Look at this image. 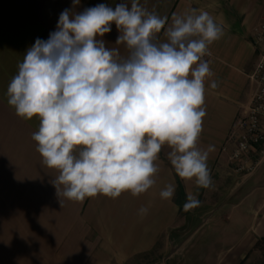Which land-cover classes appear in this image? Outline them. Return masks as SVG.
Masks as SVG:
<instances>
[{
  "label": "crops",
  "instance_id": "0c3cea01",
  "mask_svg": "<svg viewBox=\"0 0 264 264\" xmlns=\"http://www.w3.org/2000/svg\"><path fill=\"white\" fill-rule=\"evenodd\" d=\"M125 2L131 5V0H0V264H128L158 247L168 250L192 213L182 215L190 195L204 210L199 215L203 222L186 236L192 238L191 264H240L264 238V161L249 178L236 174L230 164L231 134L255 89L250 75L260 55L253 32L264 17V0H139L148 11L168 17L169 23L173 13L195 8L207 11L223 28L205 58L214 75L205 81L199 146L213 148L207 161L210 188L179 178L167 158L170 149L164 146L156 162V184L139 196L97 195L83 203L58 197L51 183L58 173L42 165L32 139L39 120L16 115L7 102V86L27 50L37 38H49L65 9L79 14L99 4L114 9ZM119 35L112 23L111 32L98 39L125 54L124 46L116 45ZM159 41H166L163 29ZM213 79L215 89L210 87ZM179 183L187 197L182 203L176 199ZM168 184L175 185V194L165 200L160 191ZM216 205L220 212L232 211L224 213V224H230V215L244 224L240 232L235 227L205 228ZM142 207L148 208L143 216Z\"/></svg>",
  "mask_w": 264,
  "mask_h": 264
},
{
  "label": "clouds",
  "instance_id": "9594fccd",
  "mask_svg": "<svg viewBox=\"0 0 264 264\" xmlns=\"http://www.w3.org/2000/svg\"><path fill=\"white\" fill-rule=\"evenodd\" d=\"M168 21L139 0L79 14L65 9L56 30L47 40L37 38L18 63L7 102L20 118H38L32 139L42 165L58 173L51 183L59 198L83 203L97 195L139 196L156 184L164 146L179 178L212 186L207 161L213 148L199 146L205 81L214 75L204 58L223 28L195 8ZM112 23L125 54L98 39ZM162 29L165 42L159 41ZM174 194V184L160 191L165 200ZM199 204L190 195L184 210ZM147 213V207L139 209L141 216Z\"/></svg>",
  "mask_w": 264,
  "mask_h": 264
},
{
  "label": "built area",
  "instance_id": "2783aa9c",
  "mask_svg": "<svg viewBox=\"0 0 264 264\" xmlns=\"http://www.w3.org/2000/svg\"><path fill=\"white\" fill-rule=\"evenodd\" d=\"M253 43L260 55L250 75L255 89L230 138L233 144L230 151L232 170L244 178L253 176L264 161V17L254 28Z\"/></svg>",
  "mask_w": 264,
  "mask_h": 264
},
{
  "label": "rangeland",
  "instance_id": "374dc122",
  "mask_svg": "<svg viewBox=\"0 0 264 264\" xmlns=\"http://www.w3.org/2000/svg\"><path fill=\"white\" fill-rule=\"evenodd\" d=\"M230 211L220 212L217 205L212 207L208 214L210 220L208 224L205 225V228L208 230H221L226 227H235L236 230L240 232L244 224H239V222H237L238 220H235V217L233 218V216H229V225L223 223L224 213H229ZM203 212L204 210L200 205L192 209V213L189 216L185 226L179 228L178 232L180 235L174 237L176 240L173 241L174 238L171 240L172 245L169 246L168 250L163 251L162 247H158L152 252L134 257V259H132L128 264H191L192 261L189 259L188 255L191 253V250H189V245L192 243V238L189 241L186 240L189 238L186 236H188L190 233L192 235L194 232L193 230H195V228L203 222L199 219V215ZM243 213L244 211L241 210L238 215L242 216ZM186 214H188V211L183 209L182 215L185 216ZM208 237L213 238L211 235ZM204 238L206 237L204 236ZM260 244L264 245V243ZM240 264H264V246L260 245L256 250L250 251L246 256L245 261L241 262Z\"/></svg>",
  "mask_w": 264,
  "mask_h": 264
},
{
  "label": "trees",
  "instance_id": "16d2710c",
  "mask_svg": "<svg viewBox=\"0 0 264 264\" xmlns=\"http://www.w3.org/2000/svg\"><path fill=\"white\" fill-rule=\"evenodd\" d=\"M176 199L182 203V201H187V197H186V194H185V189H184V186L179 183V189H178V193H177V197ZM260 243H264V238H261L258 242H257V247H259L260 245L261 246H264L263 244H260Z\"/></svg>",
  "mask_w": 264,
  "mask_h": 264
}]
</instances>
